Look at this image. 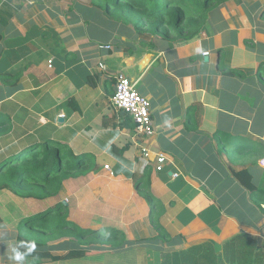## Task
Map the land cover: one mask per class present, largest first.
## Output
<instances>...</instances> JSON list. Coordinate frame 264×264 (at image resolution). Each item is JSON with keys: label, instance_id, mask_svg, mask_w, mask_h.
<instances>
[{"label": "crops", "instance_id": "1", "mask_svg": "<svg viewBox=\"0 0 264 264\" xmlns=\"http://www.w3.org/2000/svg\"><path fill=\"white\" fill-rule=\"evenodd\" d=\"M89 2L0 0V119L21 137L60 140L93 159V170L66 179L57 196L0 191V264H162L164 252L223 244L239 233L264 249L263 196L234 176L247 169L264 192V154L253 151L264 145V3L225 1L200 35L167 40L140 35ZM147 55L135 86L151 101V137L112 104L116 76L134 74ZM158 153L167 159L160 171ZM147 174L166 207L161 223L179 238L174 244L155 239L150 206L135 189L134 178ZM63 200L67 219L93 232L42 235L49 256L17 259L27 247L19 241L22 222ZM113 229L125 245L99 237Z\"/></svg>", "mask_w": 264, "mask_h": 264}, {"label": "trees", "instance_id": "2", "mask_svg": "<svg viewBox=\"0 0 264 264\" xmlns=\"http://www.w3.org/2000/svg\"><path fill=\"white\" fill-rule=\"evenodd\" d=\"M225 1L228 0H91V3L113 18L131 23L140 35L147 38L162 35L167 40H188L204 31L210 14ZM261 18L264 20V8ZM261 71L264 76V70ZM227 73L244 75L243 71L233 68H228ZM253 151L263 155L264 145L260 144ZM92 161L91 155L76 154L68 143L60 140L38 141L33 136L21 137L8 119H0V191L10 190L22 198L44 200L54 197L59 194L66 179L92 171ZM234 176L249 191L260 193L264 200V192L247 180L252 179L247 169L235 172ZM134 184L150 206L149 221L158 233L155 239L170 245L176 243L179 238L172 237L161 223L166 207L152 191L149 174L135 177ZM258 204L261 206V201ZM67 217V206L60 202L36 221L33 217L29 219L27 230L32 233L33 228L35 233L40 234H19V241L27 246L18 248L22 261L33 263L37 262L36 258L49 256L43 250L46 242L42 235L75 234L73 229H77L76 237L82 239L93 232L79 228ZM105 237V241L112 242L114 247L126 243L124 233L117 229L108 231ZM32 242L38 243L34 249H30ZM82 254L83 251L79 250L69 253V256ZM162 256V264H264V249L259 239L248 233H239L223 244L206 241L189 249L164 252Z\"/></svg>", "mask_w": 264, "mask_h": 264}, {"label": "built area", "instance_id": "3", "mask_svg": "<svg viewBox=\"0 0 264 264\" xmlns=\"http://www.w3.org/2000/svg\"><path fill=\"white\" fill-rule=\"evenodd\" d=\"M102 48L111 49V45H102ZM208 55L209 53H204ZM105 67L104 64H100ZM112 104L119 110L127 113L135 124L136 131L146 137H151L155 134L156 128L151 113V101L147 96L142 95L133 85L129 78L119 73L116 76L115 93L112 96ZM144 155H148L150 150L147 147L142 148ZM157 170H162L166 162V155L158 153L157 156ZM264 165V158L261 160ZM108 168V166H106Z\"/></svg>", "mask_w": 264, "mask_h": 264}, {"label": "water", "instance_id": "4", "mask_svg": "<svg viewBox=\"0 0 264 264\" xmlns=\"http://www.w3.org/2000/svg\"><path fill=\"white\" fill-rule=\"evenodd\" d=\"M149 56L150 55H147L143 60H141V64L139 65L138 69L135 70L134 74H130L124 69V73L123 74H125L129 78L130 82L133 85L137 84L139 72H141L146 67L147 63L149 62ZM131 58H134V60H135V58L137 59V56L136 55H132ZM63 204L67 205V202L65 200H63Z\"/></svg>", "mask_w": 264, "mask_h": 264}, {"label": "rangeland", "instance_id": "5", "mask_svg": "<svg viewBox=\"0 0 264 264\" xmlns=\"http://www.w3.org/2000/svg\"><path fill=\"white\" fill-rule=\"evenodd\" d=\"M263 1H264V0H261V3H264ZM51 2H52V3H55L56 0H51ZM89 3H91V0H90ZM8 191H9V190H8ZM13 195H14V194H13ZM35 201H36V200H35ZM45 203H47V202H45ZM42 212H43V211H40V212L35 213V214L32 216V217L34 218L33 221H36V218H39V217L43 216V215H44V212H43V213H42ZM25 227H26V220L23 221L22 224H21V232H22V234H23V232H25V236H26V233H28V234H32L31 231L29 232L28 230L24 229ZM98 234H99V237H101L100 234L105 235L104 231H102V230H100V231L98 232Z\"/></svg>", "mask_w": 264, "mask_h": 264}, {"label": "clouds", "instance_id": "6", "mask_svg": "<svg viewBox=\"0 0 264 264\" xmlns=\"http://www.w3.org/2000/svg\"><path fill=\"white\" fill-rule=\"evenodd\" d=\"M32 248L34 249L35 248V244L32 245ZM17 259H21L22 257L20 256V254H17Z\"/></svg>", "mask_w": 264, "mask_h": 264}]
</instances>
